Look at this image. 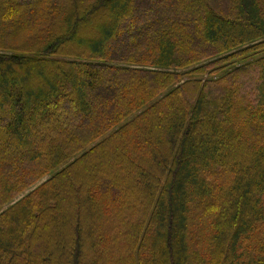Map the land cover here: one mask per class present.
Here are the masks:
<instances>
[{
	"label": "trees",
	"instance_id": "trees-1",
	"mask_svg": "<svg viewBox=\"0 0 264 264\" xmlns=\"http://www.w3.org/2000/svg\"><path fill=\"white\" fill-rule=\"evenodd\" d=\"M0 264H264V0H0Z\"/></svg>",
	"mask_w": 264,
	"mask_h": 264
},
{
	"label": "rangeland",
	"instance_id": "rangeland-1",
	"mask_svg": "<svg viewBox=\"0 0 264 264\" xmlns=\"http://www.w3.org/2000/svg\"><path fill=\"white\" fill-rule=\"evenodd\" d=\"M43 179H44V178H43ZM43 179L39 180V181H38L36 184H34V185H35V186L38 185L40 182L43 181ZM30 189H31V188H29V189H25L23 192L26 193V192H28ZM21 193H22V192H21ZM24 193H22L21 195H23ZM21 195H20V196H21ZM16 199H17V198H16ZM16 199H15V200H16Z\"/></svg>",
	"mask_w": 264,
	"mask_h": 264
}]
</instances>
